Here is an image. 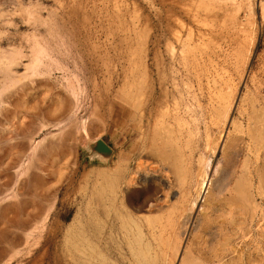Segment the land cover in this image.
<instances>
[{"label":"rangeland","instance_id":"1","mask_svg":"<svg viewBox=\"0 0 264 264\" xmlns=\"http://www.w3.org/2000/svg\"><path fill=\"white\" fill-rule=\"evenodd\" d=\"M0 112V264H264V0H0Z\"/></svg>","mask_w":264,"mask_h":264},{"label":"bare ground","instance_id":"2","mask_svg":"<svg viewBox=\"0 0 264 264\" xmlns=\"http://www.w3.org/2000/svg\"><path fill=\"white\" fill-rule=\"evenodd\" d=\"M4 97H5V96H4ZM8 97H9V95H8ZM8 97H7V98H8ZM220 97H223V96H220ZM8 99H9V98H8ZM9 100H10V99H9ZM6 101H7V99H6ZM218 101H219V100H218ZM226 101H227V100H226ZM223 102H224V101H223ZM217 103H218V102H217ZM8 104H9V102H8ZM223 104H224V103H223ZM218 105H219V103H218ZM228 105H229V104H228ZM219 106H220V105H219ZM3 107H4V106H3ZM1 108H2V107H1ZM5 108H6V107H5ZM162 109H163V108H162ZM3 110H4V109H3ZM216 111H217V110H216ZM220 111H221V110H220ZM25 113H26V112H25ZM25 113H22V114H20V115L17 114V115H19V118H20V119H19L17 116H16L17 118H16V117H12L13 115L11 114V115H12V116L10 115V119H11V120L9 119L10 122H8V124H7V123H6V122L8 121V119H7L6 122H4V121H5V120H4L3 123H2L4 126H6L5 124H7L8 126L4 127V126L1 124L2 126H1L0 128H1L2 131H3V132H2L3 135H0V137L2 136V137H1L2 141H1V142H3V139H5V141L8 140L7 143H9V146H10V147H9L8 145H7V147H8V149L10 148L9 150L14 149V147H12V145L14 146V145L18 142V140L15 139V138H17V134L20 133V131H22L21 129H25V127H26L27 125H29V124H27V123H26L27 125H26V124H24V125L22 124V123H24L25 120H28V119H26V114H25ZM6 114H7V113H6ZM0 115H1V112H0ZM27 117H28V116H27ZM38 117H39V116H38ZM16 119H17V121H16ZM18 121H19V122H18ZM30 121H31V120H30ZM30 121H29V122H30ZM1 122H2V120H1ZM1 122H0V123H1ZM25 122H27V121H25ZM177 122H178V121H177ZM4 123H5V124H4ZM9 123H10V126H9ZM30 123H31V122H30ZM178 124H179V122H178ZM25 125H26V126H25ZM13 126H14V127H13ZM19 126H20V127H19ZM24 126H25V127H24ZM41 126H42V125H41ZM3 127H4V129H3ZM15 127H16V129H13V128H15ZM12 129H13V130H12ZM4 130H6V131H4ZM38 130H39V129H38ZM25 132H26V131H25ZM25 132L22 131L21 133L24 134ZM21 133H20V134H21ZM32 134H33V132H32ZM25 135H27V134H25ZM14 136H15V137H14ZM29 137H30V136H29ZM159 137H160V136H159ZM159 137H158V138H159ZM168 138H169V137H168ZM14 140H16V141H14ZM13 141H14V142H13ZM22 141H23V140H22ZM24 141H25V140H24ZM26 141H27V140H26ZM1 142H0V143H1ZM12 142H13V143H12ZM15 142H16V143H15ZM19 142H21V139L19 140ZM151 142H152V141H151ZM25 143H26V142H23L22 146H23ZM4 144H5V143H4ZM20 144H21V143H20ZM20 144L18 143L17 147H18V146H21ZM163 144H164V143H163ZM163 144H162V145H163ZM55 145H56V144H55ZM65 145H66V143H65ZM69 145H70V144H69ZM151 145H152V143H151ZM165 145H166V142H165ZM22 146H21V147H22ZM25 146H26V144H25ZM25 146H23V148H22L23 150H24V147H25ZM28 146H29V145H28ZM0 147H1V146H0ZM11 147H12V148H11ZM154 147H155V146H154ZM2 148H4V147L2 146ZM25 148H26V147H25ZM17 149H19V147H18ZM152 149H153V148H152ZM5 150H7V148H6ZM25 150H26V149H25ZM25 150H24V151H25ZM29 150H30V149H29ZM29 150H28V151H29ZM68 150H69V148H68ZM68 150L62 149L61 151H62V152H64V151L67 152ZM147 150H148V149H146V151H147ZM176 150H177V149H176ZM176 150H175V151H176ZM0 151H2V150L0 149ZM14 151H15V149H14ZM24 151H23V152H24ZM40 151H41V150H40ZM149 151H150V150H149ZM152 151H153V150H152ZM164 151H165V150H164ZM5 152H6V154H4ZM15 152H17V150H16ZM62 152H61V153H62ZM159 152H160V151H159ZM2 153H3L7 158H10V153H11L10 151L7 150V151H3ZM20 153H21V152H20ZM161 153H163V152H161ZM165 153L168 155L167 152H164V154H165ZM16 154H17V153H16ZM65 154H66V153H65ZM146 154H147V153H146ZM148 154H149V152H148ZM151 154H152V152H151ZM164 154H163V155H164ZM18 155H19V154H18ZM21 155H22V153H21ZM63 155H64V154L62 153V157H63ZM142 155H143V154H142ZM152 155H155L154 152H153ZM5 156H1V159H3V157H5ZM12 156H13V153H12ZM31 156H32V155H31ZM65 156H66V155H65ZM147 156H148V155H147ZM147 156H146V158H147ZM178 156H179V155H178ZM180 156H181V155H180ZM17 157H20V156H17ZM153 157H154V156H153ZM11 158H12V159H15L16 157L14 156V157H11ZM25 158H26V157H25ZM164 158H165V157H164ZM167 158H168V156H167ZM181 158H182V157H181ZM1 159H0V160H1ZM5 159H6V158H5ZM5 159H4V160H5ZM20 159H21V158H20ZM18 160H19V159H18ZM18 160L15 159V161H18ZM1 161H2V160H1ZM43 161H44V160H43ZM43 161H42V162H43ZM2 162H4V161H2ZM37 162H38V161H36V163H37ZM145 162H146V161H145ZM7 163H8V164H7ZM7 163L4 164V168L8 166L7 168L9 169V168H13L14 166L17 165V164L14 162V160L12 161V160H10V159L7 160ZM18 163H19V162H18ZM50 163H51V162H50ZM138 163H139V162H138ZM165 163H166V162H165ZM165 163H164V164H165ZM176 163H177V162H176ZM1 164H3V163H1ZM1 164H0V166H1ZM19 164H20V163H19ZM37 164H39V162H38ZM142 164H143V163H142ZM48 165H49V164H48ZM50 165L54 166L53 161H52V164H50ZM151 165H152V164H151ZM174 165H175V163H174ZM167 166H168V165H167ZM177 166H178V165H177ZM1 167H2V166H1ZM37 167H41V166H37ZM37 167H35V168H37ZM43 167H44V166H42V168H43ZM46 167H47V166H46ZM56 167H57V166H56ZM150 167H151V166H150ZM15 168H16V167H15ZM42 168H41V169H42ZM136 168H137V167H136ZM175 168H176V167H175ZM2 169H3V168H2ZM44 169H45V167H44ZM44 169H43V170H44ZM169 169H170V168H169ZM179 169H180V168H179ZM179 169H178V167L176 168V170H178V171H179ZM38 170H39V169H38ZM46 170H47V169H46ZM46 170H45L44 174L47 173ZM50 170H51V169H50ZM13 171H14V170H13ZM13 171H12V172H13ZM28 171H29V170H28ZM9 172H10V171H8L7 173H9ZM182 172H183V171H182ZM7 173H6V174H7ZM10 173H11V172H10ZM13 173H14V172H13ZM34 173H35V172H34ZM170 173H171V171H170ZM174 173L176 174V172H174ZM178 174H179V173H178ZM28 175H29V174H28ZM32 175H33V174H32ZM181 175H183V174H181ZM7 176H8V175H7ZM35 176H37V174L34 175V177H35ZM129 176H131V175H129ZM4 177H6V175H4ZM4 177H3V175H1V178H4ZM8 177H9V176H8ZM8 177H7V178H8ZM182 177H183V176H182ZM1 178H0V179H1ZM7 178H4V179L7 181ZM32 178H33V177H32ZM43 178H44V176H43ZM128 178H130V177H128ZM128 178H127V180L129 181ZM21 179H22V178H21ZM30 179H31V178H30ZM36 179H39V176H37ZM36 179H34V180H36ZM130 179H131V178H130ZM57 180H58V179L56 178V181H57ZM127 180H126V184H127ZM3 181H4V180L2 179L1 182L3 183ZM8 181H9V179H8ZM8 181H7V182H8ZM41 181H42V180H41ZM48 181L50 182V180H48ZM39 182H40V181H39ZM45 182H46V181H45ZM52 182H53V181H52ZM54 182H55V180H54ZM23 183H24V182H23ZM42 183H44V182L42 181ZM3 184H4V183H3ZM5 184H6V183H5ZM8 184H9V183H8ZM45 184H46V183H45ZM45 184H43V185H45ZM206 184H207V181H206L205 179H202V181H201V186H200V188H201V192H203V191L205 190ZM6 185H7V184H6ZM22 185H23V184H22ZM22 185H21V186H22ZM39 188H40V187H39ZM3 189H4V188H3ZM5 189H6V188H5ZM32 189H33V188H32ZM34 189H35V188H34ZM0 190H1V189H0ZM2 191H4V190H2ZM26 191H27V190H26ZM28 191H29V190H28ZM28 191H27V192H28ZM239 191H240V190H239ZM17 192H18V191H17ZM21 192H23V191H21ZM24 193H25V192H24ZM237 193H238V191H237ZM238 194H239V193H238ZM240 194H241V193H240ZM240 194H239V195H240ZM25 195H26V194H25ZM8 200H9V199H8ZM19 200H20V199H19ZM25 200H26V199H25ZM25 200H24V201H25ZM133 200H134V199H133ZM138 200H139V199H138ZM232 200H233V198H232ZM21 201H22V200H21ZM25 202H26V201H25ZM25 202H24V203H25ZM145 202H146V201H145ZM232 202H233V201H232ZM4 203H5V202H4ZM9 203H10V202H8L6 205H8ZM29 203H30V201H29ZM16 204H17V203H16ZM27 204H28V203H27ZM6 205H4V206H6ZM10 205H11V203H10ZM10 205H8V206H9V208H10L9 210H10V212H11V211H13V210H12L13 208L11 209ZM14 205H15V204H14ZM20 205H21V203H20ZM150 205H151V204H150ZM153 205H154V204H153ZM8 206H7L6 208H8ZM11 206H13V204H12ZM28 206H29V204H28ZM150 207H151V206H150ZM232 207H233V205H232ZM2 208H4V207H2ZM6 208H5V209H6ZM14 208L17 209V207H15V206H14ZM29 208H30V207H29ZM5 209H4V210H5ZM16 209H15V210H16ZM23 209L25 210V206H24V205H23L21 211H22ZM1 210H2V209H1ZM26 210H27V209H26ZM16 211H17V210H16ZM16 211L14 212V214L17 213ZM5 212L7 213L8 210L6 209ZM5 212H4V213H5ZM28 212H30V211H28ZM0 213H1V212H0ZM6 213H5V214H6ZM18 213H19V212H18ZM21 213H22V212H21ZM5 214H4V215H5ZM7 215H8V214H7ZM7 215H6V216H7ZM10 215H11V214H10ZM21 215H24V212H23ZM8 216H9V215H8ZM12 217H13V215L11 216V218H12ZM14 217H15V215H14ZM168 217H169V216H168ZM7 218H9V217H7ZM15 218H16V217H15ZM12 219L14 220V218H12ZM6 220H7V219H6ZM8 220H10V219H8ZM13 220H12V221H13ZM22 220H23V219H22ZM10 221H11V220H10ZM12 221H11V222H12ZM24 221H25V220H24ZM174 222H175V221H174ZM24 223H25V222H24ZM16 224H17V223H16ZM22 225H23V224H22ZM7 229H8V228H7ZM4 232H5V231H4ZM5 234H7V233H5ZM5 234H3V235H5ZM5 236H6V235H5ZM8 236H9V234H8ZM13 236H14V235H13ZM14 237H15V236H14ZM12 238H13V237H12ZM19 242H20V240H19ZM184 255H185V254H184ZM184 255H183V256H184ZM187 256H188V255H187ZM185 258H186V257H185ZM186 259H187V258H186ZM190 259L192 260V258H190ZM182 260H183V259H182ZM182 260H181V261H182ZM187 260H188V259H187ZM184 261H185V260H184ZM182 262H183V261H182Z\"/></svg>","mask_w":264,"mask_h":264},{"label":"water","instance_id":"3","mask_svg":"<svg viewBox=\"0 0 264 264\" xmlns=\"http://www.w3.org/2000/svg\"><path fill=\"white\" fill-rule=\"evenodd\" d=\"M87 149L90 155L100 159H108L112 154L111 147L102 139L88 142Z\"/></svg>","mask_w":264,"mask_h":264}]
</instances>
